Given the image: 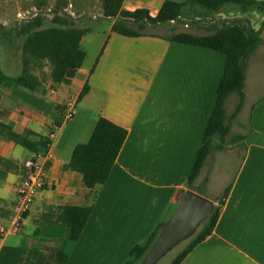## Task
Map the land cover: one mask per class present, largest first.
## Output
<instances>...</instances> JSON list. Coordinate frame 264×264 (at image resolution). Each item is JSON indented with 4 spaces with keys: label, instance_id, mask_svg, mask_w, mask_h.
Returning <instances> with one entry per match:
<instances>
[{
    "label": "crops",
    "instance_id": "1",
    "mask_svg": "<svg viewBox=\"0 0 264 264\" xmlns=\"http://www.w3.org/2000/svg\"><path fill=\"white\" fill-rule=\"evenodd\" d=\"M166 1L125 0L123 8L147 9L155 17ZM77 7L85 5L78 1ZM236 15L230 6L217 12L229 22L245 21L261 30L262 42L249 59L245 100L235 119L231 115L239 97L227 100L231 129L224 148L209 155L191 187L187 181L227 58L170 38L213 32L189 29L128 37L113 32L110 20L76 23L90 29L81 40L86 55L81 68L68 71L60 82L38 72L39 85L32 90L0 82L1 123L19 135L32 132L34 142L56 134L55 158L43 161L47 186L24 216L21 230L5 237L0 264H61L55 257L67 232L59 219L62 207L92 208L65 264H127L132 249L147 243L175 214L181 190L217 204L227 189L213 234L181 264H264V17L259 21L249 12ZM86 86L89 91L80 99ZM69 102L75 103V115L67 120ZM99 117L129 134L107 182L88 188L69 163L75 147L90 140ZM38 154L0 135V228L13 227L23 163Z\"/></svg>",
    "mask_w": 264,
    "mask_h": 264
},
{
    "label": "trees",
    "instance_id": "2",
    "mask_svg": "<svg viewBox=\"0 0 264 264\" xmlns=\"http://www.w3.org/2000/svg\"><path fill=\"white\" fill-rule=\"evenodd\" d=\"M105 19L113 21V32L137 37L144 35L149 27H158L180 21L181 18L196 9L208 12H219L229 5H235L247 12L252 8L264 10V1L253 0H187L183 3L167 0L159 13L153 17L147 9L127 11L123 8L125 0H100ZM54 26L45 28V18L41 15L24 23L16 30V35L24 37L21 47L23 73L16 77L7 75L0 66V82L25 87L32 90L39 85L36 76L30 73L33 62L47 61L51 67V78L54 82L64 79L67 72L83 66L85 52L81 49V40L90 29H81L71 17L56 15ZM11 34L4 25L0 24V37ZM262 31L255 30L245 21H235L224 24L214 30L212 34L198 36L190 33H179L172 36V41L208 48L226 56V67L217 89V99L214 110L207 122L203 145L196 157L190 172L187 184L193 186L198 179L207 161L214 150H222L226 137L230 134L229 117L226 112V103L230 96L238 95L239 101L231 115L235 119L241 112L245 100V82L250 57L261 45ZM89 86H86L80 99L86 96ZM2 95L0 94V103ZM128 131L112 121L99 117L90 140L85 144L77 145L69 163L71 170L82 175L88 188L104 185L110 177L117 158L127 140ZM0 135L8 137L18 145L35 153H45L48 150V138L39 142L31 140L32 132L23 135L15 133L12 127L0 122ZM218 139L219 143L215 144ZM229 189L215 206L214 212L202 225L196 235L189 240L188 245L173 260L171 264H181L184 259L202 242L209 238L219 221L221 209L229 195ZM59 219L66 224L67 232L63 240V248L58 254L57 261L65 264L78 242L91 216L90 207H62L58 210ZM165 223H161L150 236L147 243L137 245L131 251L133 258L127 264L143 262L149 251L159 238Z\"/></svg>",
    "mask_w": 264,
    "mask_h": 264
},
{
    "label": "rangeland",
    "instance_id": "3",
    "mask_svg": "<svg viewBox=\"0 0 264 264\" xmlns=\"http://www.w3.org/2000/svg\"><path fill=\"white\" fill-rule=\"evenodd\" d=\"M78 1L83 2L85 7L79 9V7H77ZM70 5H72V7H70ZM229 6L234 13L237 14L236 16L242 15L243 11L241 8L235 5ZM247 12H249V16L252 15V17L256 14L259 21L261 20V16L264 17V10L261 11L252 8ZM39 15L45 18V28L54 26L53 20L56 15L71 17L80 25L92 21L107 20L103 15V7L100 0H0V24L11 31L10 35L0 37V66L10 77L16 78L20 76L23 71L21 47L25 38L17 36L16 30L27 21ZM232 22L217 16V12L214 13L196 9L181 18L178 22H173L172 24L164 26L149 27L145 32L173 35L176 31L178 32V30L199 29L200 33L206 34L214 32L218 27ZM106 27L107 25L104 27L105 30L107 29ZM29 71L34 76L39 72L41 77L47 78L51 75L52 67L47 61H36L32 63ZM188 243L189 241H186L178 245L157 264H171ZM133 264L139 263L136 262Z\"/></svg>",
    "mask_w": 264,
    "mask_h": 264
},
{
    "label": "water",
    "instance_id": "4",
    "mask_svg": "<svg viewBox=\"0 0 264 264\" xmlns=\"http://www.w3.org/2000/svg\"><path fill=\"white\" fill-rule=\"evenodd\" d=\"M175 214L164 224L158 240L141 264H157L174 248L193 238L215 209V202L192 191L181 190Z\"/></svg>",
    "mask_w": 264,
    "mask_h": 264
},
{
    "label": "built area",
    "instance_id": "5",
    "mask_svg": "<svg viewBox=\"0 0 264 264\" xmlns=\"http://www.w3.org/2000/svg\"><path fill=\"white\" fill-rule=\"evenodd\" d=\"M67 108L68 113L66 119L70 120L75 115V103L69 102ZM55 140L56 134L51 133L48 137L47 152L39 153L36 158L26 160L23 163L22 181L18 187L17 199L14 206L15 221L11 229L6 227L0 228V250L5 237L9 233L21 230L24 216L29 211L39 192L47 186L48 173L43 165V161L53 160L55 158V154L52 151Z\"/></svg>",
    "mask_w": 264,
    "mask_h": 264
}]
</instances>
